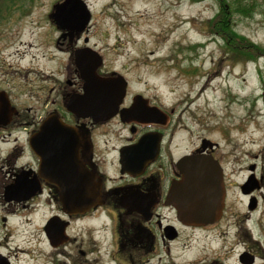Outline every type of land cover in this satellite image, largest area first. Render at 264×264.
I'll use <instances>...</instances> for the list:
<instances>
[{
	"label": "flooded vegetation",
	"instance_id": "flooded-vegetation-1",
	"mask_svg": "<svg viewBox=\"0 0 264 264\" xmlns=\"http://www.w3.org/2000/svg\"><path fill=\"white\" fill-rule=\"evenodd\" d=\"M55 26L57 50L68 57L63 85L55 90L59 100L47 95L26 120L31 107H20L11 90L0 87L18 111L8 125L0 124V264H228L231 254L221 247L212 257H194L198 234L216 243L230 235L238 264H264V223L253 218L264 202V168L244 167L237 156L229 170L232 154L220 153V144L206 135L177 155L179 134L191 137L193 130L176 117V105L131 92L128 84L113 117L95 120L72 111L73 97L84 93L77 51L90 47L102 57L99 75L122 74L107 68L103 49L88 33L91 24L82 33ZM17 127L24 134L20 142L7 138ZM191 154L217 160L226 187L222 216L203 226L184 223L169 200L181 178L179 162ZM240 173L241 181L233 182ZM90 188L100 190L95 204L86 201L98 194ZM234 192L246 199L242 216L230 200ZM41 211L47 215L35 227L32 216Z\"/></svg>",
	"mask_w": 264,
	"mask_h": 264
},
{
	"label": "rangeland",
	"instance_id": "rangeland-1",
	"mask_svg": "<svg viewBox=\"0 0 264 264\" xmlns=\"http://www.w3.org/2000/svg\"><path fill=\"white\" fill-rule=\"evenodd\" d=\"M61 1L0 0V87L11 90L20 107H31L26 120L33 118L47 95L57 99L55 90L66 77L68 57L57 50L59 32L49 18ZM86 1L92 13L88 33L103 49L107 68L120 72L131 92L176 105V117L182 115L184 128L193 130L191 137L179 134L177 155L196 145L199 135H206L220 144V153L232 154L229 170L237 156L244 167L256 163L264 168V57L258 61L229 57L225 40L210 32L209 23L220 10L217 0ZM257 3L253 16H234V28L264 46V0ZM23 136L17 127L7 138L18 137L20 142ZM1 139L0 135V143ZM243 173L234 174L233 182H240ZM230 200L236 213L245 214V198L234 192ZM46 215L34 214L32 225L38 227ZM253 218L264 223V202ZM197 237L193 250L197 259L212 257L213 248L221 247L231 254L228 264H238V249H232L230 235L217 243L212 235ZM188 258L185 253L184 259Z\"/></svg>",
	"mask_w": 264,
	"mask_h": 264
},
{
	"label": "water",
	"instance_id": "water-1",
	"mask_svg": "<svg viewBox=\"0 0 264 264\" xmlns=\"http://www.w3.org/2000/svg\"><path fill=\"white\" fill-rule=\"evenodd\" d=\"M51 17L60 29L82 33L90 24L92 13L86 0H62L54 6ZM76 56L84 80V93L73 97L69 108L95 120L113 117L126 95L128 81L123 75H99L98 68L104 62L90 47L80 49ZM133 109L126 113L133 114ZM17 113L8 94L0 91V124L8 125ZM145 116L151 117L152 112L147 111ZM179 169L181 178L173 184L169 200L178 209L180 219L193 226L218 221L226 199L220 163L208 155L191 154L180 160ZM89 192L98 194L88 197L86 201L89 204L97 203L100 190L90 188Z\"/></svg>",
	"mask_w": 264,
	"mask_h": 264
},
{
	"label": "trees",
	"instance_id": "trees-1",
	"mask_svg": "<svg viewBox=\"0 0 264 264\" xmlns=\"http://www.w3.org/2000/svg\"><path fill=\"white\" fill-rule=\"evenodd\" d=\"M194 2L202 0H193ZM220 10L209 23L210 32L221 36L226 42L229 57H243L247 61H258L264 57V46H260L235 31L234 16L238 13L243 17L253 16L258 8L257 0H217ZM196 72V68H193Z\"/></svg>",
	"mask_w": 264,
	"mask_h": 264
},
{
	"label": "bare ground",
	"instance_id": "bare-ground-1",
	"mask_svg": "<svg viewBox=\"0 0 264 264\" xmlns=\"http://www.w3.org/2000/svg\"><path fill=\"white\" fill-rule=\"evenodd\" d=\"M239 77H241V76H238V77H237V80L239 79Z\"/></svg>",
	"mask_w": 264,
	"mask_h": 264
}]
</instances>
